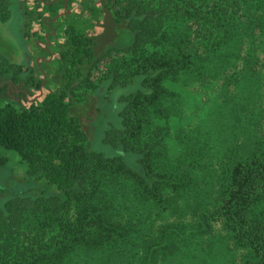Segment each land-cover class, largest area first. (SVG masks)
Wrapping results in <instances>:
<instances>
[{"label":"trees","instance_id":"16d2710c","mask_svg":"<svg viewBox=\"0 0 264 264\" xmlns=\"http://www.w3.org/2000/svg\"><path fill=\"white\" fill-rule=\"evenodd\" d=\"M12 1L0 0V24L9 19ZM95 1L110 13L116 32H121L123 42L130 40L129 45L109 46L95 55L92 36L64 30L55 68L58 80L44 92L39 90L42 81H35L33 68L10 63L0 55V82L8 80L0 91L21 83L40 93L38 100L18 107L13 102L1 104L0 151L14 153L25 165L28 182L43 185L38 194L21 191L0 203V264H72L73 258H79L78 250L83 249H105L103 254L88 256L85 261L105 264L107 256L123 249L124 253L130 251L122 240L130 227L118 223L120 220L112 212L118 193L135 198L132 204L138 207L133 210L151 207L156 219L177 214L176 204L178 208L183 206L191 219L189 226L198 236H204L211 222L219 218L226 237L249 249L256 264H264V152L256 150L254 157H245L235 153L238 145L231 146V160L223 163L221 172L206 189V170L197 163L199 160L177 159L164 144L160 133L163 127L151 129L152 121H166L174 115L168 106L170 96L165 101L167 95L160 86L166 79L207 73L209 66L218 70L223 66L225 70L245 50L246 55L240 59L243 68L232 74L254 82L251 63L257 52L264 54V0ZM23 13L29 14L25 7ZM178 21L185 26L181 35L173 37L172 26ZM24 27L26 37L36 35L28 34V23ZM191 34L194 43L190 41L181 51L182 41L189 42ZM151 46L158 47L153 52L157 58L152 66L141 70L144 73L137 79L135 89L120 96V127L106 130L103 138L105 144L134 159L133 163H127L122 156L104 157L91 152L87 135L70 113V107L84 99L78 93L80 85L83 82L98 93L101 82L97 86L89 84L90 69L118 53L141 56ZM127 75L113 69L105 79L110 80L109 87L127 86ZM257 89L252 91L258 98L254 101L261 103L264 86L262 95ZM254 104H243L236 111L249 125H253L251 110L248 113L243 108ZM142 135L147 139L144 143L140 141ZM5 162L0 154V169ZM101 177L111 185L110 194L106 187L97 186ZM49 190L54 194L46 193ZM77 197L85 202L82 200L77 216L69 215L78 206L73 202ZM167 236L161 232L149 240V246H154L151 258L159 248L170 245ZM146 255L136 264H151Z\"/></svg>","mask_w":264,"mask_h":264},{"label":"rangeland","instance_id":"374dc122","mask_svg":"<svg viewBox=\"0 0 264 264\" xmlns=\"http://www.w3.org/2000/svg\"><path fill=\"white\" fill-rule=\"evenodd\" d=\"M29 1H12L9 19L0 24V55L10 63L33 68L34 73H38L40 68L46 67L45 61L50 58V55L41 56L35 49V46L43 48L42 45L47 43L46 35L50 41L57 44L58 49L63 45L62 33L66 29H70L76 34L92 36L96 42L95 55L100 54L109 46L120 47L129 45L131 42L130 40L127 42L121 40V32H116L118 28L114 26L110 13L101 6L99 1L95 0H76V3L67 0L64 11L75 10L76 7L79 14L77 18L63 16L60 21L53 24V28L46 22L44 23L45 26L39 30L28 27V34L36 30L37 36L31 37L29 35L30 37H26L23 31L25 28L23 26V7L25 9L30 8V6L31 8L35 7L31 5L33 0L31 3ZM49 2L51 1L37 0L36 3L40 8V5L44 6ZM41 8L43 9V7ZM29 10H32L33 13L30 12L32 14L29 15L30 18L27 16V19L33 20L35 26V22L37 25L38 20V14L35 15L37 10L35 11V8ZM28 26H30V21H28ZM184 26L185 24L176 22L172 26L174 29L173 37L181 35ZM186 26L190 28V23H187ZM192 37L193 34L188 38L189 42L182 41L181 51H184V47L190 41L194 43V39L190 40ZM55 44L51 46L54 48V53L57 49ZM33 46L34 48H32ZM157 49V46H151L141 56L137 57L118 53L106 60H101L96 67L90 69L89 84L97 86L101 82V87L98 93L93 92L89 87H85L82 82L78 93L83 94L84 99L77 105L71 106L70 113L78 120L81 129L87 135L91 152L101 154L104 157L122 156L127 163H133L134 159L119 148L105 144L103 138L106 130H114L120 127L118 117L122 107V103L119 101L120 96L135 89L137 79L144 73L141 70H146L152 66L157 58L153 53ZM53 51L49 49V54ZM245 55L246 51H241L234 64L225 70H222L223 66L220 70L209 66L207 73L200 71L196 74H190L189 77L179 76L174 81L166 79L160 84L167 95L165 101L170 96L171 103L169 102L168 106L172 108L174 115L173 118L166 121L158 119L152 121L151 129L155 128L156 125L163 127L160 133L164 137V144L172 150L171 152L176 155L177 159L182 160L190 157L192 162L199 160L197 163L200 164L202 170H206L204 177L206 189L211 187L210 180L221 172L223 163L228 164L227 162L231 160L232 152L229 153L231 146L238 145L234 149L235 153L240 152L245 157H254L256 150L264 152V112L261 111L264 107V98L262 91H260L264 86V54L257 52L256 59L251 63L253 70L251 79L254 78V82L251 83L244 76H239L241 74H232V72L243 68L244 65L241 60ZM144 59L146 61H143ZM113 69L118 70L123 75L127 73L128 80L126 82L129 85L109 87L110 80L105 78ZM229 78L233 81L229 82ZM40 80L42 81L41 86H43L44 79L42 76ZM45 81L44 85L47 88L53 84L48 78ZM2 82L8 84L4 80L0 83ZM260 83L261 86H258ZM20 84H16V88H20L18 86ZM22 86L27 88L30 85L21 84ZM9 87H7L8 97L5 94L6 89L0 91V106L7 102H13L15 107H18L19 104L25 105L26 101L23 100V95L18 94L20 97L15 99V92L12 93L13 86ZM256 89L262 95L261 103L255 102L258 98L252 91ZM28 90H31L34 95L37 94L32 86ZM42 91L44 92V90ZM168 91L170 92L169 95ZM143 92L148 94L144 89ZM13 99L16 101H12ZM253 102L255 103L253 108L249 105L243 108L246 109V112L251 110L253 125H249L245 119H240L236 115V111L243 104ZM142 108L146 109V106L143 105ZM250 126H254V128ZM140 141L144 143L147 139L142 135ZM0 154L6 159L4 168L0 169V203L17 192H31L33 195L35 192L38 194L43 189V185H39L40 182H28L24 175L25 165L19 161L14 153L1 150ZM97 184L100 189L106 187L107 193H111V185L102 177ZM112 190L116 192V188L113 186ZM46 193L54 194V191L49 190ZM134 199L130 194L122 196L121 193H118L115 201L117 203L113 204L114 207H112V212H115L114 216L120 220L118 223L130 227L122 238L127 243L125 249H130V251L124 253L123 249V252L117 255L107 256L108 261L105 264H128L126 259H128L129 264H136L138 261H142L145 254H148L146 257L151 264H256L255 255L249 249L238 246L226 237L219 218L211 222L204 236H198L194 233L195 229L189 226L191 219L183 206L178 208V204H176L175 212L177 214L156 219L151 207H142L139 211L133 210V208L138 207L132 204ZM82 200L85 202L83 198H74L73 202L78 206L73 207L69 215L74 213V216L75 214L77 216L78 212L81 211ZM126 221L129 223L125 224ZM161 232H166V235H169L167 238H169L168 243L170 245L165 249L159 248L157 254L151 258L149 253L154 246H149V240L159 237ZM120 246L122 245L120 244ZM104 250L94 249L89 252H85L84 249L78 250L79 258H73L72 264H85L88 256L91 258L97 254H103ZM103 261L104 259L98 263Z\"/></svg>","mask_w":264,"mask_h":264},{"label":"crops","instance_id":"0c3cea01","mask_svg":"<svg viewBox=\"0 0 264 264\" xmlns=\"http://www.w3.org/2000/svg\"><path fill=\"white\" fill-rule=\"evenodd\" d=\"M50 1L51 2L46 3L44 6L40 5L41 7H43V9H42L41 7L38 8V4L36 3L37 0H36V2H35V0H33V2H32V0H30L29 3L32 2L31 5L35 6L34 7L35 11L37 10L36 13H35V15L38 14L37 15V19H38L37 20V25H36V22H35V26H34L33 20H30V19L28 20L27 19V16H29V15H31L33 13V11L29 10V9H34V8H31V6H30V8L27 7L28 9H26L27 12L29 13L28 15L25 16L24 13H22L23 14V18H24L23 26H24V24L28 23V21H30V26H28V27H32L33 29L37 28L39 30V29H42L45 26L44 23L46 22L50 27L53 28V24H55L58 21H60V19L63 16L64 17H67V16L74 17V19L79 16V14L76 11L77 10L76 7H75V10L72 9V10H70L68 12L64 11V8H66L67 0H66V2H65V0H50ZM72 1H73V3H76V0H72ZM34 2H35V4H34ZM30 12H32V13H30ZM28 18H30V16ZM39 18H40V21H39ZM34 32L37 33L36 30ZM35 36H37V34ZM46 38H47V43L42 45L43 48H41L40 46L39 47L35 46V49H36V52L38 51L41 56L50 55V58H49V60L45 61L46 67H44L42 69L40 68L38 73L37 72L34 73L35 74L34 75V79H35V81L40 80L41 76H42V78L44 79V82H43L44 84L46 82L45 80L48 78V80L51 81V83H53V85H51V86H49L47 88L42 83L43 86L40 87L41 88L40 89L41 92H43L42 90L46 91L48 89L49 90L52 89L53 88L52 86H54L55 82L58 80V75H57V73L55 71V68L57 67V53H58L57 49L59 47H57V44H55L53 41H50V38H48L47 35H46ZM53 43L55 44V46L57 48L56 49V53H54V51H53L54 48L51 47L52 45H54ZM32 48H34V46ZM49 49H52L53 53L49 54ZM36 52H35V54H36ZM35 76H38V78H35ZM6 82H8V80ZM1 84L4 85L5 82L0 83V85ZM12 86H13L12 93L15 92L14 93L15 94V96H14L15 99L19 98L21 95H23V98H24L23 100H25L26 102L27 101L28 102L36 101V100H38L40 98L39 91H35V92H37V94L34 95V94L31 93V90H28V88H31V85L28 86L27 88H24L23 86L21 87V84L18 85V86H20V88H16V85H12ZM7 90L8 89L6 88V92H5L6 95H7V92H8ZM18 94H20V96ZM8 96L9 95H7V97ZM15 99H14V101H16Z\"/></svg>","mask_w":264,"mask_h":264}]
</instances>
